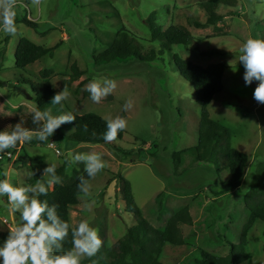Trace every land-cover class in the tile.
Listing matches in <instances>:
<instances>
[{"label":"rangeland","instance_id":"1","mask_svg":"<svg viewBox=\"0 0 264 264\" xmlns=\"http://www.w3.org/2000/svg\"><path fill=\"white\" fill-rule=\"evenodd\" d=\"M207 1L43 0L40 8H33L29 0H18L17 35L0 33V119L9 122L32 114L37 105L31 84L38 86L45 81L41 72H53L50 81L57 94L66 87L70 68L77 63L85 75L67 88L70 95L66 101L48 111L53 116L94 113L107 121L117 116L126 118V134L117 145L131 155L122 158L104 146L67 143L64 134L70 133V125L64 124L44 145H33L35 138L20 145L17 152L0 162V177L9 172L14 186L44 182L48 179L42 176L47 163L55 164L57 170L68 160L69 152L101 153L107 167L92 179L89 193L71 210L72 226L88 219L108 247L126 235L136 219L126 211L121 175L131 183L143 217L157 229H164L181 209L190 208L194 225L182 227L188 246H167L161 259L163 264H196L199 250L217 257L227 256L228 243H241L242 231L250 219L244 196L256 164L264 161V104L253 98L258 82L245 85V69L239 62V50L247 39H264V0H238L237 5L221 6L217 10L223 17L221 22L196 28L194 22L207 23L209 16L201 6ZM154 12L163 32L172 24L186 26L199 41L201 52L219 53L202 56L194 47L183 46H174L170 52L153 43L146 20ZM24 17L38 24L39 33L21 23ZM123 30L131 33V42L144 55L155 51V60L142 63L129 59L97 65L94 56L109 49ZM22 38L39 46L58 47L52 57L22 71L15 63ZM176 54L204 68L212 64L228 67L224 91L215 97L209 113L215 122L232 131V147L250 158L240 191L229 192L224 185L229 172H218L214 165L196 162L192 154L184 155L180 165L173 160L177 153L198 145L201 120L195 89L175 65ZM102 77L115 79L117 88L96 104L83 89L92 79ZM129 100L133 107L124 112L123 105ZM75 170L83 172V163H69L67 173ZM32 172L34 176H30ZM0 199L5 201L0 204V222L15 226L19 213H10L7 198ZM86 203L90 208L85 209ZM6 225L0 231V241L7 236ZM248 240V262L244 264H264V223H256Z\"/></svg>","mask_w":264,"mask_h":264},{"label":"trees","instance_id":"2","mask_svg":"<svg viewBox=\"0 0 264 264\" xmlns=\"http://www.w3.org/2000/svg\"><path fill=\"white\" fill-rule=\"evenodd\" d=\"M237 2L238 0H209L203 3L201 6L209 16L207 23L194 22L193 25L200 29L217 25L223 20V17L217 14V10L221 6L237 5ZM21 23L39 33L38 24L29 20L28 17H24ZM146 23L151 32L152 42L159 43L170 52H172L174 46H183L194 47L195 51L200 52L202 56H213L219 53L217 50L201 52L199 41L186 26L172 24L163 32L158 24L157 12L152 13L147 18ZM131 36L128 31L119 32L109 49L98 56H94V62L97 65H108L116 61H127L129 59H136L142 63L153 62L156 58V52L152 51L148 55H144L139 47L131 42ZM57 47L39 46L27 38H22L15 53L16 67L25 71L41 59L47 56L52 57ZM173 60L186 82L194 87L196 102L201 107L198 145L177 153L174 155L173 160L180 165L184 155L192 154L196 162L214 165L218 172H229L230 177L224 185L229 192L240 191L246 171L250 167V158L247 154L232 147V131L215 122L209 113V106L215 97L224 91V76L228 67L224 64H212L204 68L191 61L184 60L177 54L174 55ZM70 72L69 80L64 82L67 88L80 81L85 75V72L78 67L77 63L71 66ZM52 74V71H42L41 76L45 81L40 82L38 86L31 84L34 102L41 111H48L49 108L55 106L51 104L52 98L56 95L50 81ZM72 115L76 117V120L69 124L70 131L68 132L70 133L64 134L65 142L104 146L122 158L131 155V153L117 145L118 141L124 139L125 131L118 134L116 141L105 143L102 137L107 130V120L94 113L82 116ZM21 121L23 122L22 126L25 128L32 130L37 128V125L32 123V114H30L9 122L0 119V130L15 126ZM8 130L10 131L11 128ZM32 144L44 145L45 142L35 140ZM19 147L20 145L14 149L5 150L4 154H0V162L7 158L8 153L17 152ZM179 165L176 166V175H179V172H177ZM68 166L69 163L66 161L56 170L62 183L54 185L46 196L39 198L47 200L50 205H58L57 211L61 219L72 226L70 212L79 205L80 198L84 195L78 188L79 178L82 175L87 178V175L84 171L77 170L68 174ZM119 177L126 211L134 215L136 224L128 229L126 235L116 245L108 247L103 242L97 254L82 260V264H163L161 259L167 246L175 248L188 246L182 227L194 225L190 208L181 209L168 220L164 229H157L143 217L142 211L135 201L131 183L123 176L120 175ZM0 179H4V176H1ZM92 179L89 180V183ZM244 200L250 213V219L242 231L241 243L239 245L228 243L230 251L224 257H217L199 250V256L195 259L196 264H244L248 262V237L258 221L264 223V161L256 164L250 188L245 194ZM71 241L70 230L69 236L63 242V251L72 248Z\"/></svg>","mask_w":264,"mask_h":264},{"label":"clouds","instance_id":"3","mask_svg":"<svg viewBox=\"0 0 264 264\" xmlns=\"http://www.w3.org/2000/svg\"><path fill=\"white\" fill-rule=\"evenodd\" d=\"M33 8H40L43 0H29ZM18 0H0V33L15 37L18 32L16 24ZM239 62L245 72L243 80L246 86L254 81L258 86L253 92V98L259 104H264V39L249 38L240 48ZM117 88L115 79L102 77L94 78L85 85L83 91L89 94L93 103L99 104L103 99L111 95ZM70 95L67 87L58 92L51 104L61 105ZM133 107L131 100L123 105V111L128 112ZM32 123L37 125L35 130L22 126V121L15 126H9L0 130V154L7 149H14L18 145L30 142L33 138L41 142H47L50 137L64 124H70L76 120L71 113L53 116L50 111H41L38 107L32 110ZM128 126V121L122 116L107 121V130L103 134V141L111 143L117 140L118 134ZM11 128L9 131L8 129ZM11 155V153H8ZM68 163L84 165L87 175L79 178L78 188L84 194H88L91 188L89 180L95 178L107 167L102 154L92 152H69ZM15 172H12L14 175ZM4 179H0V198L6 197V203L10 213H19L15 226H7L0 222V231L7 226V236L0 241V264H82L84 258H90L97 254L103 245L98 234V229L91 226L88 219L80 220L75 226L61 219L56 204H49L47 200L39 197L46 196L54 186L62 183L57 175L56 165L48 164L43 169L42 176H47L45 182L37 180L36 183H24L14 186L10 179V173H3ZM35 173H30L34 176ZM5 203L0 199V204ZM90 204H85V209ZM71 230L72 248L63 251V242L69 236Z\"/></svg>","mask_w":264,"mask_h":264},{"label":"water","instance_id":"4","mask_svg":"<svg viewBox=\"0 0 264 264\" xmlns=\"http://www.w3.org/2000/svg\"><path fill=\"white\" fill-rule=\"evenodd\" d=\"M32 98H29V100H31Z\"/></svg>","mask_w":264,"mask_h":264}]
</instances>
